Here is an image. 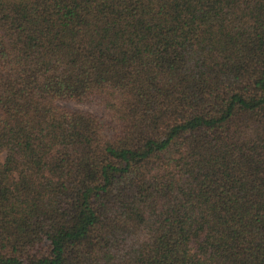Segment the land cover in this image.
<instances>
[{
    "label": "trees",
    "instance_id": "16d2710c",
    "mask_svg": "<svg viewBox=\"0 0 264 264\" xmlns=\"http://www.w3.org/2000/svg\"><path fill=\"white\" fill-rule=\"evenodd\" d=\"M0 264H264V0H0Z\"/></svg>",
    "mask_w": 264,
    "mask_h": 264
},
{
    "label": "rangeland",
    "instance_id": "374dc122",
    "mask_svg": "<svg viewBox=\"0 0 264 264\" xmlns=\"http://www.w3.org/2000/svg\"><path fill=\"white\" fill-rule=\"evenodd\" d=\"M61 104L69 108L86 109L103 118H108V114H107L105 107L101 103H99L98 100L95 98H88L87 100L80 101V102L61 101Z\"/></svg>",
    "mask_w": 264,
    "mask_h": 264
}]
</instances>
